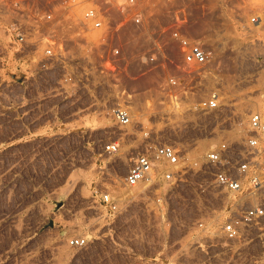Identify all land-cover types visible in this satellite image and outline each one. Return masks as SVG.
Masks as SVG:
<instances>
[{
	"label": "rangeland",
	"instance_id": "obj_1",
	"mask_svg": "<svg viewBox=\"0 0 264 264\" xmlns=\"http://www.w3.org/2000/svg\"><path fill=\"white\" fill-rule=\"evenodd\" d=\"M138 4L144 28L128 33L126 72L120 62L119 72L101 74L104 49L96 42L86 46L75 27L55 26L72 55L68 64L78 60L97 68L90 81L99 90L78 93L71 83L50 82L41 69L0 66V264H128L139 255L157 258L155 264H262L264 245L253 231L237 243L162 227L143 231L140 241L130 235L125 217L112 221L93 202L94 189L118 184L127 166L102 150L117 134L109 113L114 105L127 107L133 123L165 127L166 140L185 141L192 153L203 140L202 154L209 144L203 129L214 120L191 113L189 105L216 92L229 122L240 127L250 113H264V0ZM73 13L80 15L78 9ZM175 18L184 21L186 36L212 54L194 78L192 95H181L177 106L167 100L165 81L176 76L188 86L190 79L175 69L181 63L170 37ZM154 44L166 50L170 63L139 62ZM75 238H84L86 246L70 245Z\"/></svg>",
	"mask_w": 264,
	"mask_h": 264
},
{
	"label": "built area",
	"instance_id": "obj_2",
	"mask_svg": "<svg viewBox=\"0 0 264 264\" xmlns=\"http://www.w3.org/2000/svg\"><path fill=\"white\" fill-rule=\"evenodd\" d=\"M76 9L79 17L73 13ZM183 22L175 18L170 37L181 55L175 69L190 80L188 86L176 76L165 81L164 93L173 105L181 95H192L194 78L212 59L200 40L181 30ZM56 25L75 27L86 46L96 42L102 47L105 61L100 73L114 75L120 62L126 72L127 36L132 27L141 32L144 15L138 0H0V66L41 69L50 82L71 83L82 93L101 89L90 81L97 68L78 60L68 64L72 55L56 36ZM159 59L170 63L166 50L154 44L139 62L147 65ZM26 74L31 76L32 71ZM188 110L214 120L203 129L209 144L199 157L192 156L187 142L166 140L165 127L133 123L127 107H111L117 134L102 150L112 161L123 159L127 166L118 184L94 189L95 206L112 221L125 217L130 235L140 241L143 231L148 235L172 227L237 243L253 231L264 245V113H250L243 127L230 123L216 92ZM69 244L81 248L87 241L75 238ZM155 259L139 255L128 264H155ZM260 261L264 264V251Z\"/></svg>",
	"mask_w": 264,
	"mask_h": 264
},
{
	"label": "bare ground",
	"instance_id": "obj_3",
	"mask_svg": "<svg viewBox=\"0 0 264 264\" xmlns=\"http://www.w3.org/2000/svg\"><path fill=\"white\" fill-rule=\"evenodd\" d=\"M213 64V63H212ZM216 76V75H215ZM178 105V104H177ZM176 105V106H177ZM179 108H180V105H179ZM181 110V109H180ZM180 112V111H179ZM182 113V112H181ZM179 114V113H178ZM185 114V113H184ZM198 117V116H197ZM182 120V119H181ZM190 120H192L191 118H190ZM183 125V124H182ZM184 126V125H183ZM176 129H178V128H176ZM181 130V129H180ZM200 130V129H199ZM191 131V130H190ZM177 133V132H176ZM191 135V134H190ZM188 136V135H187ZM190 137V136H189ZM197 137V136H196ZM194 138H195V136H194ZM193 139V138H192ZM199 141H200V139H199ZM203 141V140H202ZM202 141H200V142H197L196 144H197V146H195L196 148H193L194 150H193V153L192 154H194V152L196 153V155L197 154H202L201 152H203V146L201 147V142ZM207 141V140H206ZM200 143V144H199ZM208 143H209V141H208Z\"/></svg>",
	"mask_w": 264,
	"mask_h": 264
}]
</instances>
